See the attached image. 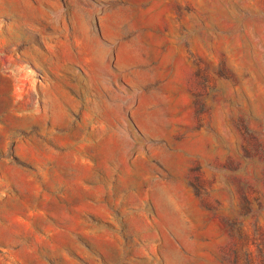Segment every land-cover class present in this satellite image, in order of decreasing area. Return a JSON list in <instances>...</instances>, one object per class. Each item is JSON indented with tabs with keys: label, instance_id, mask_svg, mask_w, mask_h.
<instances>
[{
	"label": "rangeland",
	"instance_id": "rangeland-1",
	"mask_svg": "<svg viewBox=\"0 0 264 264\" xmlns=\"http://www.w3.org/2000/svg\"><path fill=\"white\" fill-rule=\"evenodd\" d=\"M0 264H264V0H0Z\"/></svg>",
	"mask_w": 264,
	"mask_h": 264
}]
</instances>
